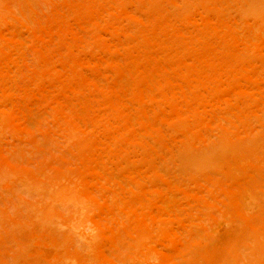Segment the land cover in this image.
<instances>
[{"label":"bare ground","instance_id":"6f19581e","mask_svg":"<svg viewBox=\"0 0 264 264\" xmlns=\"http://www.w3.org/2000/svg\"><path fill=\"white\" fill-rule=\"evenodd\" d=\"M152 254L264 264V0H0V264Z\"/></svg>","mask_w":264,"mask_h":264},{"label":"clouds","instance_id":"9594fccd","mask_svg":"<svg viewBox=\"0 0 264 264\" xmlns=\"http://www.w3.org/2000/svg\"><path fill=\"white\" fill-rule=\"evenodd\" d=\"M96 230L91 226H87L78 231L77 234V246L84 253H90L91 242L95 238ZM159 257L155 254H152L147 261V264H158ZM65 264H76V261L73 259H66Z\"/></svg>","mask_w":264,"mask_h":264}]
</instances>
